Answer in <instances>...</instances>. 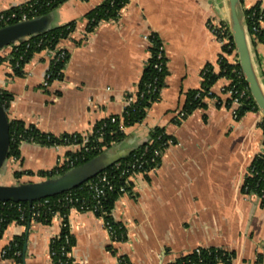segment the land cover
I'll use <instances>...</instances> for the list:
<instances>
[{
    "label": "crops",
    "instance_id": "0c3cea01",
    "mask_svg": "<svg viewBox=\"0 0 264 264\" xmlns=\"http://www.w3.org/2000/svg\"><path fill=\"white\" fill-rule=\"evenodd\" d=\"M29 1L0 0V12ZM103 1L67 0L50 12V26L76 25L58 45L69 54L63 78L48 86L43 84L51 66L48 50L36 52L22 76L11 62L13 46L0 51V90L11 96L9 119L61 135L87 134L99 120L122 117L151 55L149 35L156 33L164 45L167 75L160 97L143 121L126 126V138L100 158L111 162L128 153L149 141L155 127L175 140L162 151L159 165L133 175L130 191L115 201L112 215L125 227L126 240L113 241L104 219L93 211L70 209L73 264H117L121 255L132 264H170L198 247L234 252L232 264H264V202L242 191L264 144L262 112L236 118L238 105L222 91L230 79L221 76L202 107L179 117L188 93L202 88L204 69L219 73L220 59L227 55L209 26L210 21L229 23L227 0H129L118 18L88 31L86 14ZM256 5L264 10V0H243L244 8ZM252 54L264 89V42L252 41ZM226 58L234 64L233 55ZM79 149L22 142L20 157L7 159L9 177L0 183L46 179L40 171L53 170L67 151ZM65 224L60 213L47 224L33 217L11 222L0 238V264H55L50 243ZM16 238L23 240L21 258L2 257V249Z\"/></svg>",
    "mask_w": 264,
    "mask_h": 264
},
{
    "label": "trees",
    "instance_id": "16d2710c",
    "mask_svg": "<svg viewBox=\"0 0 264 264\" xmlns=\"http://www.w3.org/2000/svg\"><path fill=\"white\" fill-rule=\"evenodd\" d=\"M66 1L67 0H31L28 3L14 7L7 12L24 11L29 16L44 15L52 12V10L59 7ZM128 2L129 0H104L101 4L86 14V18L88 19V31L93 30L101 21L118 18L120 10ZM254 10H256L255 15L252 14ZM263 11L264 10L258 5L251 8H244L246 24L254 44L257 42H264V29L259 28L258 26V16ZM75 25V22L71 21L64 25L52 26L47 31L13 43L11 62L14 66L15 74L19 76L24 74L23 67L25 63L28 62L36 52H40L44 49H56L62 39L70 36L75 28ZM255 25L258 27L257 31L253 29ZM149 39L151 41V55L146 63L142 78L138 84V90L135 94L136 99L126 105L122 114L123 120H121L119 115H113L96 122L92 131L87 134L63 133L61 135H55L53 133L40 131L34 125H26V123L22 120L9 119L10 149L8 158L20 157V145L22 142H31L51 146H67L82 144L84 139L87 138L85 146L89 148L88 150L83 147L76 153L71 151H67L66 153L74 160V167L57 166L50 171H40L39 174L45 178H52L82 165L95 169L94 165L96 159L99 158L107 149L123 141L127 136L125 127L142 122L152 103L160 97L161 89L165 84V77L167 75V58L165 54L161 59L157 56L160 48L164 46L157 34L151 33L149 35ZM228 52L231 53V51ZM1 60L2 59L0 58V61ZM156 62L163 63L161 69L155 67ZM65 67V60H58L52 63L50 68V81L52 82L55 79H62ZM240 70L241 68L239 64L234 65L229 63L226 57H222L220 59L219 73L215 72L211 66L206 67L203 71L204 81L202 88L200 90H192L188 93L187 103L184 107L185 114L188 115L196 108L202 107L204 105V97L213 96V94L210 93L211 87L221 76H226L232 80L236 89L240 90L247 88L248 84L245 81V78L243 75L239 76L238 74ZM155 87L158 88L156 91L153 90ZM248 93L250 94V91H248ZM129 96L131 95H128L127 98H129ZM0 98L4 110L8 112L11 96L5 91L0 90ZM228 103H230V101H228ZM250 110H259L253 97L243 99L242 104L238 105L237 118H240L246 111ZM150 136L151 141H146L138 147L130 150L128 153L116 158L112 162L103 165L100 168L98 167L92 175L83 177L84 173H82V180L74 188L48 197V203L33 208L31 212H27L25 221H21L19 219L20 212L17 205H10L1 208L0 218L2 217L3 221L0 222V224L2 232L6 229L8 224L13 221L26 223L28 219L35 216L34 214L37 210H40V214L36 216L35 219L46 224L50 223L54 213L58 212L64 216L66 224L64 225L60 235L53 238L50 243L51 257L55 264H73L66 257V251L71 250L74 244L73 236L71 235L67 224L68 213L72 207L81 211L93 208L96 201L94 200L93 189L90 187V184L98 183L100 177L107 174L108 179L111 180L114 185L113 190L107 191V194L100 199L99 209L94 210L93 212L102 217L105 223L111 226L110 235L113 241L126 240L127 232L125 227L121 223L117 222L112 215L115 201L118 197L131 189V186H127L126 192H124L121 191V187L125 185L127 175L130 172L139 169V165H141L140 169H143V171H147L152 167L159 165L161 157L155 154V149L164 151L169 146L168 140L172 139V142L175 140L161 127H155L151 131ZM262 168H264V154H259L252 160L248 168V174L242 187V191L244 193L262 195V192H264V177L252 174V172L254 173ZM123 171H126L124 175H122ZM27 173L34 174V172L30 170L27 171ZM14 174L16 177L20 176V172L18 171H15ZM69 192L73 194L75 201L73 203L60 204L58 198ZM262 200L264 202V199ZM1 236L2 234H0V238ZM14 242L16 243V246H13V249H19L22 251L23 240L16 238ZM109 248L113 253H116V250L112 245H110ZM12 251L9 252L6 258L12 257ZM233 257L234 252L220 247H209L201 248L200 255L196 251H193L191 254L177 259L176 263L181 264L186 261L198 262L199 259H201L200 264H232ZM20 258L21 256L16 257V259ZM118 258L120 260L118 264H132L127 256L121 255Z\"/></svg>",
    "mask_w": 264,
    "mask_h": 264
},
{
    "label": "water",
    "instance_id": "95a60500",
    "mask_svg": "<svg viewBox=\"0 0 264 264\" xmlns=\"http://www.w3.org/2000/svg\"><path fill=\"white\" fill-rule=\"evenodd\" d=\"M228 21L239 58V65L248 84L250 93L259 110L264 115V89L259 80L252 54V38L245 20L242 0H227ZM51 13L38 15L0 27V51L13 43L32 35L47 31L50 27ZM10 149V121L0 98V171L8 159ZM112 162V161H111ZM110 162L96 159L95 169L79 166L64 174L36 182L20 184H1L0 200L27 202L30 206L35 200L54 196L74 188L83 177L92 175L97 168Z\"/></svg>",
    "mask_w": 264,
    "mask_h": 264
},
{
    "label": "built area",
    "instance_id": "2783aa9c",
    "mask_svg": "<svg viewBox=\"0 0 264 264\" xmlns=\"http://www.w3.org/2000/svg\"><path fill=\"white\" fill-rule=\"evenodd\" d=\"M252 14L255 15L256 14V10H254ZM35 16H38V15L29 16L24 11H10V12L4 11V12H0V27H4L6 25H9V24H12V23H16V22H19V21H25V20H28V19H30L32 17H35ZM258 20H259V22H258L259 28H263L262 24L264 23V11L259 14ZM209 26H210V29L212 30V32L218 38V40L225 46L227 55H233L234 65L239 64V58H238V55H237V52H236V48L234 46V41L232 40L233 36H232V32H231V28H230L229 23L226 22V21L225 22H221V23H214V21H210ZM253 29L255 31H257L258 27L255 25ZM25 39H28V37L25 38ZM46 50H48V52L50 54L51 64L56 62V61H58V60H65L66 61V65H67V63L69 61V54H68V52L65 49L60 48L59 46H57L56 49H54V50H49V49H46ZM228 51H231V53H229ZM164 54H165L164 46H162L160 48L157 56H158L159 59H161V58L164 57ZM227 55L224 56V57H227ZM162 65H163L162 62L161 63H158V62L155 63V67L158 68V69H161ZM50 68H51V66H50ZM63 72H64V70H63ZM238 74H239V76H242L243 75L242 70H240L238 72ZM243 77H244V75H243ZM50 78H51V70L49 69L47 74H46V77L44 79V82H43V84L45 86H48L50 84V82H51ZM157 89L158 88L155 87L153 90L156 91ZM222 91L230 94L233 103H236L237 105L242 104V100L243 99H249L250 97H252L251 93L250 94L248 93V91H250L249 87L244 88V89H240V90L236 89V86L233 84L232 80H230V84L228 86L222 88ZM210 93L213 94L212 90H210ZM135 99H136V95L129 96L127 104L129 102H131V101H134ZM233 113H234V116L237 118V110H234ZM185 115L186 114H185L184 111H181L179 113V117L181 119L184 118ZM121 120H123L122 117H121ZM261 126H262V128L264 130V115H263V118L261 120ZM149 141H151V139ZM86 142H87V138L84 139L82 144H79V147L80 148L84 147L86 150H88L89 148L87 146H85ZM171 143H172V139H169L168 140V144L170 145ZM155 154L158 155L159 157H161L162 156V150L155 149ZM260 154H264V144H263V147H262V150H261ZM12 158H14V157H12ZM61 166L74 167V160L71 159V157L66 156L64 159H60L58 161V167H61ZM140 166L141 165H139V167H138L139 169H137L135 171H132V172H130L127 175L126 183H125V185H123L121 187V191L126 192V187L127 186H132L131 178H132L133 175H135L136 173L144 172L143 169H140ZM125 172L126 171H123L122 175H124ZM252 174L260 175L261 177H264V168L254 172V173L252 172ZM90 187L93 189V197H94V200L96 201V204L93 205V208H91L90 211H94V210L99 209L100 199L107 194L108 190H113L114 185L111 182V180L108 179L107 174H104L102 177H100V180H99L98 183H94V184L91 183ZM259 197L261 199H264V192H262V195H259ZM40 200H43V201H40ZM58 201L60 202V204H62V203H67V204L68 203H73L75 201V197L73 196V194L71 192H69V193L64 194L60 198H58ZM48 202H49L48 197L35 200L32 203L31 206L27 202H22V201L14 202V201H11V200H0V209L4 208L6 206H10V205H17V208H18V210L20 212V218L19 219L21 221H25L26 214H27L28 211L31 212L33 208L42 206L43 204L48 203ZM72 208H75V207H72ZM57 213L58 212H55L54 215L57 214ZM39 214H40V210H37L36 213L34 214L35 216L33 218H35ZM2 221H3V218L1 217L0 218V222H2ZM106 227H107L108 231L110 232L111 226L106 224ZM4 231H5V229H4ZM4 231L2 232V227H1V224H0V234L3 235ZM13 246L14 247L16 246V243L14 241H12L10 244H8L7 247L2 249L1 256L6 258V256L12 250H13L12 251L13 253H12V257L11 258H16L18 256H22V251L19 250V249H13ZM194 251H196L200 255L201 247L196 248ZM66 257L72 263L74 262L72 257H71V250H67L66 251ZM119 262H120V260L118 258L117 264ZM200 262H201V259H199L198 262L186 261V262H183L181 264H189V263L190 264H200ZM170 264H177L176 260L173 261Z\"/></svg>",
    "mask_w": 264,
    "mask_h": 264
},
{
    "label": "rangeland",
    "instance_id": "374dc122",
    "mask_svg": "<svg viewBox=\"0 0 264 264\" xmlns=\"http://www.w3.org/2000/svg\"><path fill=\"white\" fill-rule=\"evenodd\" d=\"M10 45L4 47L7 48L9 47ZM9 177V174H8V170H7V161L5 162V164L3 165L1 171H0V182H5L7 181V178Z\"/></svg>",
    "mask_w": 264,
    "mask_h": 264
}]
</instances>
